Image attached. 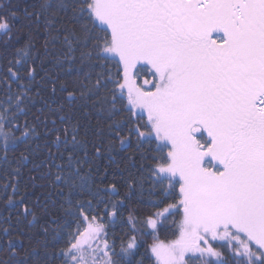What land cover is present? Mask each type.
I'll return each instance as SVG.
<instances>
[{
  "label": "snow or ice",
  "instance_id": "obj_1",
  "mask_svg": "<svg viewBox=\"0 0 264 264\" xmlns=\"http://www.w3.org/2000/svg\"><path fill=\"white\" fill-rule=\"evenodd\" d=\"M0 201V264H264V0H0Z\"/></svg>",
  "mask_w": 264,
  "mask_h": 264
},
{
  "label": "trees",
  "instance_id": "obj_2",
  "mask_svg": "<svg viewBox=\"0 0 264 264\" xmlns=\"http://www.w3.org/2000/svg\"><path fill=\"white\" fill-rule=\"evenodd\" d=\"M12 2H13V4L20 3L22 5V4L25 3V0H12ZM28 2L29 3H32V2H34V0H28ZM59 47H60V45H57V48H59ZM77 55H78V53H77ZM44 59H45L44 68L50 74H52V75L59 74V76H60L61 79L66 78L65 75H64V73H65V70L68 68V65L67 64H65L61 68V67H57L55 65V63L51 60L50 57H44ZM78 67H79V63H77L76 67H74L72 69V76L73 77H75L77 75L76 69ZM84 71H87V68H84ZM41 75H43V73H41ZM33 111H35V109H33ZM29 119H31V118H29ZM93 122H95V121H93ZM100 163H101V165H104V160L102 159L100 161ZM116 179H119V176H117ZM111 182H114L113 181V177L111 175H108V177L105 179L104 183H111ZM41 183H43V181H41ZM97 183H99V180H97ZM25 185L28 186V188H27L28 191H32V189H31V182L27 180V172H25V175H24V177L21 180V184H20L21 191H24L25 190ZM148 186H149V183L146 181L145 188L147 189ZM41 191H43V189H36V192L37 193H39ZM146 197H147V192H145V198ZM32 198L34 199L35 197H32ZM2 207H3V202L0 201V208H2ZM40 214L41 213L38 211V215H40ZM45 219H47V216H45ZM176 219H179V217L177 216ZM41 223H43V221H41ZM38 229H39V225H37L36 228L32 229V233H33L32 239H33V241L38 240V239L46 240V242L48 243L49 248H51L52 244L54 243L53 240H52V236L49 235L48 237L45 238L44 237V234L42 232H40ZM160 238L163 239V240H165V241H168V240L174 239L175 237L172 235L171 232H161L160 233ZM146 239L148 240L149 243H151V238L150 237H146ZM25 244H27V237H25ZM141 251H143V249H141ZM46 258L47 257L45 255V251H44V248L43 247H38L37 248V254L32 257L33 260H40V261H43Z\"/></svg>",
  "mask_w": 264,
  "mask_h": 264
},
{
  "label": "rangeland",
  "instance_id": "obj_3",
  "mask_svg": "<svg viewBox=\"0 0 264 264\" xmlns=\"http://www.w3.org/2000/svg\"><path fill=\"white\" fill-rule=\"evenodd\" d=\"M150 79V77H148Z\"/></svg>",
  "mask_w": 264,
  "mask_h": 264
}]
</instances>
